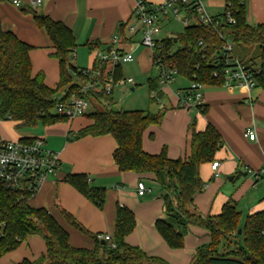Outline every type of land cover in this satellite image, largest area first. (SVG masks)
Returning a JSON list of instances; mask_svg holds the SVG:
<instances>
[{"label":"trees","instance_id":"obj_1","mask_svg":"<svg viewBox=\"0 0 264 264\" xmlns=\"http://www.w3.org/2000/svg\"><path fill=\"white\" fill-rule=\"evenodd\" d=\"M229 1L234 21L224 19L217 26L199 21L195 7H190L195 22L185 26L177 36L163 38L162 55L180 76L204 85H222L224 77L215 75V72L225 66L221 55L224 45L221 31H224L234 44L235 55L256 71V86L264 88V24L252 25L247 21L244 0ZM215 17L224 18V12ZM34 20L52 40L54 51L51 55L59 61L60 79L56 87H51L45 82L44 72L34 74L30 57L33 46L22 41L13 31L0 28V117L6 119L10 116L17 129L31 130L40 124L52 126L67 122L69 117L56 113L57 102H66L76 96L86 97L91 102V93L98 92L84 91V83L90 80V75L84 73L88 69L71 63L76 42L70 27L42 13L35 12ZM235 45L259 46L261 68L237 55ZM90 46L98 45L91 43ZM98 68L96 60L93 69ZM101 73V82L108 80L111 72L106 64L101 66ZM120 78L123 76L121 65H118L114 67L113 80ZM148 87L151 100L158 102L163 96L158 78L150 77ZM188 89L191 86L182 91ZM96 97L106 105L86 113L93 122L73 135L69 131L68 138L111 134L117 142L113 158L120 171L154 175L162 188L161 197L166 210V216L157 219L155 226L170 247L182 248L188 227L195 225L206 229L211 239L196 249L192 264H264V211L248 214L241 224V211L234 201L228 202L217 215L203 216L192 207L195 194L204 186L200 166L215 161L216 153L224 144L214 125L209 124L204 130L193 128L189 156L172 159L167 147L152 154L142 146L144 132L151 125L162 122L164 109L156 112L115 109L113 94L99 91ZM27 138L33 139L34 136ZM66 180L93 203L103 207L106 190L90 186L87 175L70 174ZM32 198L26 192H11L0 186V257L16 249L29 236L42 234L46 252L36 260L24 259L18 264H170L126 242V236L136 226L135 214L126 206L117 205L114 229L110 233L115 248L107 241L102 243L99 235L103 233H92L72 214L61 209L70 225L94 240V247L86 248L73 246L68 230L48 209L32 206Z\"/></svg>","mask_w":264,"mask_h":264},{"label":"crops","instance_id":"obj_2","mask_svg":"<svg viewBox=\"0 0 264 264\" xmlns=\"http://www.w3.org/2000/svg\"><path fill=\"white\" fill-rule=\"evenodd\" d=\"M146 1L158 4L164 0ZM222 1L223 12L228 0ZM30 2L20 0V6H16L14 0H1L0 28L13 31L22 41L33 46L30 51L33 73L44 72L47 85L56 87L58 84L60 65L58 59L51 55L54 51L52 40L35 23V12L49 15L70 27L76 42L71 63L79 68L93 69L97 50L110 46L113 37L117 35L121 40L119 46L125 51H132L134 61L144 71L154 69L152 50L140 44V34H132L128 29L130 25L136 24L133 17L135 0H41L35 6ZM204 2L206 11L215 7L211 6L213 2L208 6ZM244 3L247 21L252 25L264 24V0H244ZM160 38L166 37L160 35ZM91 43H97L98 46L91 48ZM191 83L189 80L188 86L179 87L178 90L172 85L173 82L160 85L163 96L157 102L160 103L157 111L164 109L165 115L159 125H151L144 132L143 149L158 154L163 147H167L170 158H186L190 154L191 130H204L209 124L214 125L224 140L215 156V161H219L220 165L217 171L211 168L213 162L200 166L204 186L195 194L192 207L203 216L217 215L228 202L234 201L241 211L243 224L248 214L264 211V187L260 186L264 174L262 178L255 179L246 171V167L264 169V88L259 85L247 89L241 86L227 87L224 83L203 84V106H180V91ZM165 93L172 94L171 107L162 104ZM70 119L67 133H55L56 139L51 136V142L44 137L47 133L43 132L47 147L58 153L61 166L57 176L42 186L30 204L48 209L68 230L70 243L75 247L86 248H93L94 240L70 225L61 209L72 214L92 233H112L117 205L126 206L136 217L134 230L126 236L128 244L139 246L149 255L161 257L170 264H192L196 249L210 242V233L202 227L190 225L184 246L170 247L155 226L157 219L166 216V210L161 197L162 188L154 175L120 171L113 158L117 142L111 134L70 140L69 131L73 135L93 122L86 114ZM249 127L256 132L254 140L244 135ZM79 173L89 177L90 186L106 190L102 208L66 180L68 175ZM226 175L228 181L225 180ZM241 180L243 184L237 186ZM140 182L150 189L145 195L138 193ZM252 184H259L260 187L254 188ZM46 249L45 238L34 234L16 249L2 255L0 264H18L24 259L36 260Z\"/></svg>","mask_w":264,"mask_h":264},{"label":"built area","instance_id":"obj_3","mask_svg":"<svg viewBox=\"0 0 264 264\" xmlns=\"http://www.w3.org/2000/svg\"><path fill=\"white\" fill-rule=\"evenodd\" d=\"M133 17L136 21L135 25L129 26V32L132 34H140V44L148 47L153 52V64L159 72L160 85H169L173 82L174 76L177 74L176 68L169 63L162 55L161 26L159 16L174 15L180 17L181 13H185L183 22L190 25V20L196 17L191 16L189 8L195 7V12L199 21L207 25H219L222 20L234 21L230 9L231 1L228 0L224 9V18H218L209 14L203 5L204 0H164L158 4H150L146 0H135ZM41 0H31L33 6L38 5ZM16 6H20V0H14ZM224 38V45L221 48L222 60L225 66L215 72V75L224 77V85L227 87L241 86L252 89L256 86V71L251 69L234 53V44L224 31H221ZM121 40L119 36H114L111 45L97 50L96 59L99 62L98 69H88L84 73L90 75V80L84 83V91H105L106 94H113L117 85H134L131 77L113 80L114 67L122 63L134 61L135 56L132 51H125L119 45ZM106 64L110 70L108 80L101 82V66ZM108 70V69H107ZM109 73V71H108ZM203 84L192 82L191 89L180 91V106L193 108L203 106L205 97L201 92ZM91 102L86 97H71L66 102H57L56 113L65 115L69 118L83 116L87 113ZM10 116L6 119L0 117V121H11ZM245 137L250 140L256 138V132L252 128H247ZM24 136L18 139H8L0 133V186L11 192H26L34 197L42 186L50 179L55 178L61 166L58 153L47 147L46 139L43 136H34L28 139ZM220 163L213 161L211 168L217 171ZM248 174L260 179L263 177L264 169H253L246 167ZM148 189L143 182L138 184V193L145 195ZM264 236V231L262 232ZM104 241H107L112 248L116 247L110 233L99 235Z\"/></svg>","mask_w":264,"mask_h":264},{"label":"rangeland","instance_id":"obj_4","mask_svg":"<svg viewBox=\"0 0 264 264\" xmlns=\"http://www.w3.org/2000/svg\"><path fill=\"white\" fill-rule=\"evenodd\" d=\"M213 2L214 4L211 6H215L212 9H207V11L212 16H217L221 14L223 10V1L222 0H205L204 3L208 6L210 3ZM156 3V2H155ZM185 13H181L179 16L176 17L174 15H167L159 16V23L161 26V36L162 37H175L178 34L182 33L185 28V23L183 22V17ZM194 20H190V23L192 24ZM235 52L237 55L241 56L242 58H246L247 60L253 61L256 65V67L259 69L261 68L262 59L259 57L260 53V47L255 46L253 48L241 46V45H235ZM252 59V60H251ZM157 69L154 66V69L152 71H144L141 66L136 62H129V63H122L121 64V74L123 77H132L136 83V85H117L114 90L113 94V100H114V108L115 109H145L150 112L157 111V108L159 107L160 103H157L156 101L151 100V95L148 87V79L150 77L156 78L157 76ZM84 82V81H82ZM176 90L179 89V87L182 86H188L189 80L186 78L180 76L179 74H176L173 79L172 84ZM171 85V86H172ZM132 88H134L132 90ZM96 93L92 94L91 103L92 105L88 109V113L94 111L95 109H102L106 104L105 101L99 103L98 98L96 97ZM89 95V94H88ZM172 94L165 93V96L163 97L162 104L167 105V107H171ZM196 111L192 112L193 114ZM180 114V113H179ZM181 115V114H180ZM87 116V114H86ZM71 122V119L67 122H61L55 125H52L50 127L43 126L40 124L37 128L28 130V129H17L12 121H0V132L1 135L5 138H17V137H24V136H31V135H39L44 136L43 132L47 133L44 137L48 138V140L51 142V136H54L55 133L61 135L62 131L67 133L69 124ZM53 139H56V136L53 137ZM232 176V175H230ZM225 180L228 181L227 175L225 176ZM231 182V181H230ZM229 182V183H230ZM242 180L238 183L237 186L243 184L241 183ZM233 183V182H231ZM260 186L264 187V178L260 181ZM259 184L253 185L254 188H259ZM245 216V215H244ZM42 238L44 236L42 234H39Z\"/></svg>","mask_w":264,"mask_h":264},{"label":"water","instance_id":"obj_5","mask_svg":"<svg viewBox=\"0 0 264 264\" xmlns=\"http://www.w3.org/2000/svg\"><path fill=\"white\" fill-rule=\"evenodd\" d=\"M241 232H242V230H241V229H239V234H241ZM102 243H104V240H102Z\"/></svg>","mask_w":264,"mask_h":264}]
</instances>
